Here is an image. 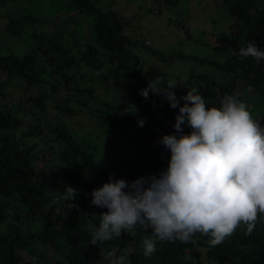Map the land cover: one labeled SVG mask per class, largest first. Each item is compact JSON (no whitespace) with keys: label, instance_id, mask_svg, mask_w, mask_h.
Instances as JSON below:
<instances>
[{"label":"trees","instance_id":"1","mask_svg":"<svg viewBox=\"0 0 264 264\" xmlns=\"http://www.w3.org/2000/svg\"><path fill=\"white\" fill-rule=\"evenodd\" d=\"M38 1L50 12L0 13L7 34L23 44L20 50L0 44V72L8 79L0 81V264H110L124 251L129 264H264L260 214L251 233L238 225L217 245L198 232L187 242L161 241L139 224L103 243L90 240V226L98 225L99 214L107 211L90 203L93 188L108 181L110 173L131 181L167 167L170 152L159 138L175 131L179 109L151 90L148 98L141 95L149 81L165 87L171 83L177 96L195 86L208 104L219 105L225 93L233 94L264 127V59L258 63L238 54L253 38L264 49V0H210L227 18L234 47L225 61L196 56L187 78L168 70L188 54H167L146 44L143 36L133 35V22L120 9L102 0ZM155 1L157 8L144 10L155 16L180 10L181 0ZM13 2L0 0V6ZM210 19L208 14L205 20ZM170 21L182 29L189 25L180 13ZM84 24L88 29L81 33L77 26ZM170 37L171 45L181 43ZM15 83L24 95L9 103L7 86ZM184 131H190L186 124ZM109 133L117 144L122 138L128 142L112 148L103 138ZM129 143L135 154L130 161L125 156ZM67 186L77 189L70 202ZM145 237L156 243L148 256L143 254ZM201 249L205 260L199 257Z\"/></svg>","mask_w":264,"mask_h":264},{"label":"clouds","instance_id":"2","mask_svg":"<svg viewBox=\"0 0 264 264\" xmlns=\"http://www.w3.org/2000/svg\"><path fill=\"white\" fill-rule=\"evenodd\" d=\"M238 54L240 59L251 56L258 63L264 59V49L254 38L241 45ZM175 87L155 80L140 90L145 98L151 90L179 109L172 125L175 131L159 138L170 152L167 167L158 175L131 181L110 173L108 181L91 190L90 203L107 208L99 214L98 225L90 226L92 244L111 240L139 224L161 241L187 242L198 232L209 237L210 245H217L238 225H246L251 233L258 214L264 215V127L233 94L225 93L215 105L208 104L195 86L181 96ZM138 123L143 126L145 120ZM185 124L190 131H184ZM66 191L69 202L74 200L77 189L67 186ZM142 246L148 256L156 243L145 237ZM102 254L113 256L111 251L102 250ZM201 259L205 260L204 254ZM110 264H129L127 251Z\"/></svg>","mask_w":264,"mask_h":264},{"label":"rangeland","instance_id":"3","mask_svg":"<svg viewBox=\"0 0 264 264\" xmlns=\"http://www.w3.org/2000/svg\"><path fill=\"white\" fill-rule=\"evenodd\" d=\"M35 2L38 3V7H34ZM102 2L112 8L120 9L123 13H125L134 24L132 29L134 31L133 35L136 37L143 36L146 44L153 45V47H156L160 51L167 52V54H169L170 51L181 50L188 54V57L190 56L189 58L187 57L185 60L174 64L173 68H169L168 72L170 74H179V76L187 78L186 73L189 69L191 70L194 68V63L196 62L194 58L196 56L204 57L206 55H211V57L216 56L221 59V61H225L228 57L229 50L234 47V43L227 37V32L229 31L227 18L223 13L221 14L220 10L214 6L213 2L210 3V0H181L179 4L180 10H166V13L159 16H155L157 14H150V11L144 10L146 7L149 10L151 9V11L152 7L155 6L157 8L159 5L155 0H102ZM25 9L26 12L31 11L36 15L50 12V10L46 9V6H43L41 1L16 0V2L8 4L4 7V9L0 6V13L16 14L24 11ZM154 12H156V10H154L153 13ZM177 13L183 14L187 19H189V25H187L186 28L182 29L173 22V24H171L170 20L173 19ZM208 14L211 15L210 23L205 20V17L208 16ZM77 29L80 30L81 33H85L88 29V24H84L82 27L77 26ZM188 32L191 33V36H187ZM172 35L176 37L177 42L181 41V43L171 45L173 40L170 36ZM89 41L90 40L88 38H84L83 40L84 43ZM200 41L208 42V46H204V44H201ZM0 44L4 48L5 46L8 47L10 45L13 49L16 48L15 50H20L23 45L21 39L16 37L14 38L7 34L4 28V21L1 17ZM216 46L219 48L217 49ZM108 63L109 66H111L110 68L114 69L113 67L115 64L110 63V61H108ZM5 79V73L0 72V81L8 80ZM243 91L244 84L240 83L238 92L242 93ZM7 92L9 103L11 100H17L24 95L23 90L20 88L19 84L16 83L8 85ZM64 92L65 91H63L62 94ZM85 99H87L90 104L99 106L97 102L83 96L82 100L85 101ZM114 137L115 136L111 133L103 136L104 141L109 142L112 148H115L116 146L120 147L121 145L123 146L128 142V139L122 138L120 143L117 144V140H115ZM127 152L128 153L125 156L127 160L130 161L135 155L134 148L131 149L130 143L127 146ZM152 173H156L158 175L159 170L153 169L148 171L145 175H150ZM134 248L140 250L141 246H134ZM202 252L203 250L201 249V256L203 255Z\"/></svg>","mask_w":264,"mask_h":264}]
</instances>
